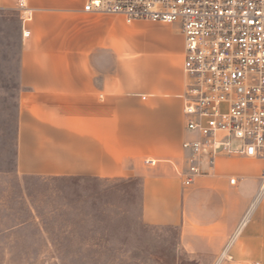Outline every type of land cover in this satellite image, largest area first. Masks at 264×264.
Instances as JSON below:
<instances>
[{"label": "crops", "instance_id": "1", "mask_svg": "<svg viewBox=\"0 0 264 264\" xmlns=\"http://www.w3.org/2000/svg\"><path fill=\"white\" fill-rule=\"evenodd\" d=\"M86 2L24 0L16 175L141 178L142 221L178 228L193 262L264 264V159L205 154L188 186L179 175L192 139L179 26L85 13ZM0 10L22 14L19 0Z\"/></svg>", "mask_w": 264, "mask_h": 264}, {"label": "rangeland", "instance_id": "2", "mask_svg": "<svg viewBox=\"0 0 264 264\" xmlns=\"http://www.w3.org/2000/svg\"><path fill=\"white\" fill-rule=\"evenodd\" d=\"M21 47L0 10V264H196L177 229L142 221L140 180L16 175Z\"/></svg>", "mask_w": 264, "mask_h": 264}, {"label": "built area", "instance_id": "3", "mask_svg": "<svg viewBox=\"0 0 264 264\" xmlns=\"http://www.w3.org/2000/svg\"><path fill=\"white\" fill-rule=\"evenodd\" d=\"M23 3L19 0L22 25L29 16ZM82 10L120 15L128 24L179 26L183 119L193 135L183 143L188 168L179 175L185 186L199 173L205 154L210 163L217 156L264 159V0H87ZM259 192L264 196V174Z\"/></svg>", "mask_w": 264, "mask_h": 264}, {"label": "trees", "instance_id": "4", "mask_svg": "<svg viewBox=\"0 0 264 264\" xmlns=\"http://www.w3.org/2000/svg\"><path fill=\"white\" fill-rule=\"evenodd\" d=\"M69 178H76V177H69ZM56 179H59V178H56ZM114 180H122V181H125V182H131V181H136V180H140L141 181V183H142V179L141 178H135V177H133V178H119V179H114ZM141 199H142V192H141ZM167 227H171V226H167ZM171 228H175V229H177L178 230V228H176V227H171ZM178 232H179V230H178Z\"/></svg>", "mask_w": 264, "mask_h": 264}]
</instances>
